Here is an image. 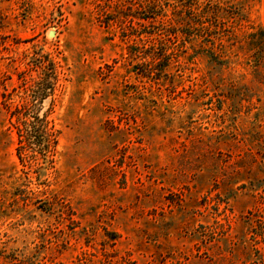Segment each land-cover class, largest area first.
<instances>
[{
  "label": "rangeland",
  "instance_id": "obj_1",
  "mask_svg": "<svg viewBox=\"0 0 264 264\" xmlns=\"http://www.w3.org/2000/svg\"><path fill=\"white\" fill-rule=\"evenodd\" d=\"M136 1L0 0V264H264V0ZM40 77L56 150L22 160Z\"/></svg>",
  "mask_w": 264,
  "mask_h": 264
},
{
  "label": "trees",
  "instance_id": "obj_2",
  "mask_svg": "<svg viewBox=\"0 0 264 264\" xmlns=\"http://www.w3.org/2000/svg\"><path fill=\"white\" fill-rule=\"evenodd\" d=\"M105 1V0H104ZM110 2L112 0H106ZM137 6L133 8V5H130L126 8V13H123L125 19L129 23H139L145 24L147 22L151 24L155 20L161 19L164 16L162 11L158 8L157 0H137ZM159 11H158V9ZM117 15V16H116ZM99 21H103L105 25H108L109 22H122V19L119 17L118 13L109 14L104 9H101V14L98 16ZM141 26V25H139ZM124 28V29H123ZM122 30L126 31L127 28L123 27ZM138 26L131 24L128 26V30L131 32H123V40L128 39L131 35H134V31ZM129 54H135L131 50H128ZM152 59H155L152 56ZM155 62V61H154ZM41 67H44V60L41 61ZM35 90L32 91L34 95L30 100H25L21 106L17 107L14 112L10 113V125L16 130L18 147L17 152L20 159L28 156L29 154H40L43 158H50L54 155L57 145L56 131L47 121V112L42 113L43 100L48 93L53 92L54 84L50 81H46L39 78L38 82L35 83Z\"/></svg>",
  "mask_w": 264,
  "mask_h": 264
},
{
  "label": "water",
  "instance_id": "obj_3",
  "mask_svg": "<svg viewBox=\"0 0 264 264\" xmlns=\"http://www.w3.org/2000/svg\"><path fill=\"white\" fill-rule=\"evenodd\" d=\"M49 36H54V33H53V32H50V33H49Z\"/></svg>",
  "mask_w": 264,
  "mask_h": 264
}]
</instances>
